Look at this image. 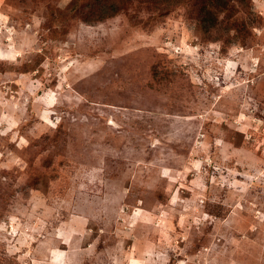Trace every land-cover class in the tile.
<instances>
[{
    "label": "rangeland",
    "instance_id": "rangeland-1",
    "mask_svg": "<svg viewBox=\"0 0 264 264\" xmlns=\"http://www.w3.org/2000/svg\"><path fill=\"white\" fill-rule=\"evenodd\" d=\"M0 264H264V0H0Z\"/></svg>",
    "mask_w": 264,
    "mask_h": 264
}]
</instances>
